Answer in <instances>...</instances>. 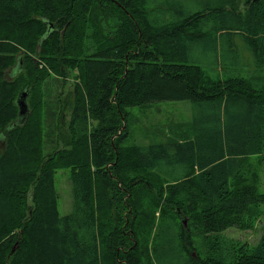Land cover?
<instances>
[{
  "label": "trees",
  "instance_id": "obj_1",
  "mask_svg": "<svg viewBox=\"0 0 264 264\" xmlns=\"http://www.w3.org/2000/svg\"><path fill=\"white\" fill-rule=\"evenodd\" d=\"M202 1L191 12L175 0H0V264H119L125 233L136 232L134 219L127 227L113 215L119 193L111 194L110 208L100 198L101 140L91 135L43 154L29 97L49 73L44 68L56 71L71 52L82 53L80 96L116 115L109 129L120 120L127 129L131 108L195 104L192 122L172 138L140 145L125 133L110 144L107 181L128 196L130 209L144 210L145 200L173 206L175 220L164 216L153 227L157 250L172 231L183 264H264V226L254 245L224 236L264 219L259 176L246 173L251 156L264 167V0H245L243 13ZM233 36L248 44L249 59H242ZM217 37L225 57L209 73L191 62L189 49ZM21 90L28 91L31 114L12 127ZM59 168L69 169L65 215L55 189ZM136 190L148 196L137 197ZM190 201L189 218L205 245L200 251L184 220L175 223L187 217ZM126 264H143L139 252Z\"/></svg>",
  "mask_w": 264,
  "mask_h": 264
},
{
  "label": "rangeland",
  "instance_id": "obj_2",
  "mask_svg": "<svg viewBox=\"0 0 264 264\" xmlns=\"http://www.w3.org/2000/svg\"><path fill=\"white\" fill-rule=\"evenodd\" d=\"M175 1L185 5L191 12L200 8L204 2L202 0ZM213 5H220V7H224L225 9L233 8L239 13H243L245 0H217ZM176 9L178 10V7ZM232 44L243 55V60L250 58L248 44L243 39L233 36ZM224 46L219 37L215 41H199L189 49L191 62L201 66L206 72L214 73L216 62L221 64V59L223 60L225 57ZM81 56L82 53L74 52L67 53L66 56L62 55L59 58L60 64L56 71L49 69L48 64H46L48 67L44 68V70L49 73H46V78L42 81L39 88H37L32 97H29V100L31 98L33 121H39L42 126L43 154L47 156L55 149L68 148L71 141L89 138L91 135L101 140L97 147V153L99 152L98 160L101 162L100 166L105 171V176L102 177L103 185L99 190L100 198L104 199L107 208H110L112 206L111 194L119 193L117 204L112 206L113 215L117 218L118 222H125L127 227H130V222L134 219L132 228L136 231L129 235L127 232L125 233L120 249L119 264H126V259L135 251L139 252L143 264H148L149 261L148 256L145 255V251H149L151 264H183L184 256L178 247V240L172 231L167 233L165 244L161 246L160 250H157L154 245L155 241H153V239H156L153 227L158 219L167 216L168 219L175 220L171 214L173 206L169 207L163 204L153 206L151 200L149 202L145 200L146 205H142H145L146 216H140L139 214L144 210L130 209L128 196L120 189H111L107 178L112 180L110 165H112L113 151L110 149V144L113 140L120 138L125 133L130 137V141L133 140L140 145H145L155 140L172 138L171 133L180 132L184 125L192 122L191 116L197 110L194 109L195 104L191 101L163 102L152 103L140 108H131L128 109L127 129L124 126L125 123L121 120L114 129H109V125L113 123L112 117L116 118V115L113 112L96 110L91 103L80 96L83 82L78 65ZM126 60H120L124 62V68L128 67ZM121 70L122 67L118 66L116 73L120 74ZM15 121L16 116L10 120L12 124H15ZM104 128L106 130H103ZM0 150H4L1 142ZM258 165L257 156L249 157L246 173L255 180L257 176L254 173L256 172L259 176V189L264 191V167L262 168ZM261 168L262 171L260 170ZM54 177L58 208L60 214L65 215L71 209L69 169H57ZM153 180L154 182H160L156 178H153ZM135 195L140 198L148 196L141 190H136ZM193 207L194 204L190 201L187 207L188 213L185 214L187 217H181L175 223H178L180 220L185 221V230L187 232L193 231L192 242L197 250L200 251L203 250L205 245L197 233L194 220L189 218V211ZM149 216L153 217L151 222ZM263 226L264 219L256 221L251 228L244 231L228 229L225 231L224 236L226 240H231L232 242L254 245L260 237Z\"/></svg>",
  "mask_w": 264,
  "mask_h": 264
},
{
  "label": "water",
  "instance_id": "obj_3",
  "mask_svg": "<svg viewBox=\"0 0 264 264\" xmlns=\"http://www.w3.org/2000/svg\"><path fill=\"white\" fill-rule=\"evenodd\" d=\"M14 72H16V69ZM27 99H28V91L27 90H21L18 92L17 97L15 99V104L18 108L17 121L12 127H14L16 124L17 125L23 124L25 122V120L27 119V117L30 113L29 106L27 103Z\"/></svg>",
  "mask_w": 264,
  "mask_h": 264
}]
</instances>
